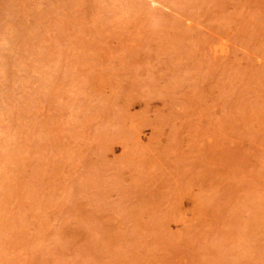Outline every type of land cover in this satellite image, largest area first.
<instances>
[{
	"label": "rangeland",
	"instance_id": "obj_1",
	"mask_svg": "<svg viewBox=\"0 0 264 264\" xmlns=\"http://www.w3.org/2000/svg\"><path fill=\"white\" fill-rule=\"evenodd\" d=\"M0 264H264V0H0Z\"/></svg>",
	"mask_w": 264,
	"mask_h": 264
}]
</instances>
